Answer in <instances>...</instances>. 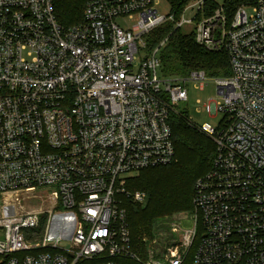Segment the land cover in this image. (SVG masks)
<instances>
[{
    "label": "built area",
    "instance_id": "obj_1",
    "mask_svg": "<svg viewBox=\"0 0 264 264\" xmlns=\"http://www.w3.org/2000/svg\"><path fill=\"white\" fill-rule=\"evenodd\" d=\"M192 1L176 19L158 0H86L84 21L64 28L53 0H0V256L36 252L6 264H264V0ZM166 23L193 25L231 76L160 78L170 36L145 39ZM190 82L215 84L205 108L223 122L199 127L216 156L192 226L171 224L177 240L158 259L157 240L134 248L122 198L147 194L125 177L175 161L170 119Z\"/></svg>",
    "mask_w": 264,
    "mask_h": 264
},
{
    "label": "trees",
    "instance_id": "obj_2",
    "mask_svg": "<svg viewBox=\"0 0 264 264\" xmlns=\"http://www.w3.org/2000/svg\"><path fill=\"white\" fill-rule=\"evenodd\" d=\"M167 1L171 7V14L176 19L181 17L191 2V0ZM257 1L234 0L232 5L255 4ZM53 3L57 21L62 27L70 28L84 21L86 0H53ZM173 28L172 23H166L150 35V47L152 48L170 36L168 45L161 53V71L165 76L186 77L194 71H204L210 77L231 76L229 58L226 52H209L197 43L195 32L185 35L181 30H174ZM170 123L179 163L144 170L140 176L128 180L126 188L130 192L140 191L147 194L148 203L146 207L135 204L130 199L122 198V208L127 212L133 245L138 240H142L143 231L148 228L151 229L156 220L169 215L173 216L182 211L194 214L195 184L200 177L210 171L216 156L217 147L214 141H209L202 133L187 125L183 118L173 114ZM203 142H205L204 146ZM199 145H202L199 152L202 154L195 162L191 163V155L198 153L197 146ZM170 200L179 202L184 209L173 208V203L170 205ZM44 251L53 252V250L39 252ZM35 253L27 252L9 255L8 257L0 256V264H6L11 257H24ZM79 264H93V262H79Z\"/></svg>",
    "mask_w": 264,
    "mask_h": 264
},
{
    "label": "rangeland",
    "instance_id": "obj_3",
    "mask_svg": "<svg viewBox=\"0 0 264 264\" xmlns=\"http://www.w3.org/2000/svg\"><path fill=\"white\" fill-rule=\"evenodd\" d=\"M196 0H193L192 3H194ZM243 4V3H241ZM158 12L163 16H169L171 13V7L167 0H158V4L156 6ZM251 11V8L249 9ZM196 9H188L186 10L184 17L188 20H193L195 16ZM182 33L185 35L192 34L193 32V25H186L182 28ZM145 41L150 46V38H146ZM140 46L142 47V43H140ZM142 51L144 53L148 52V48H142ZM162 72L159 73V77H162ZM188 90H189V101L181 103L178 107L175 108L172 115H177L180 118H183L185 123L187 125L191 126L189 120L192 121L197 127L195 130L202 133L209 141L213 142V138L209 136L208 134L204 133L199 127H201L203 124L207 123L210 124L212 127L218 129L222 122H223V115H218L217 117H212L209 112L206 111L205 105L210 100H215L217 98V91L216 86L213 82L209 83L208 86L201 88L199 86V89H196L194 87V83L190 82L188 84ZM197 101H200L201 104L197 103ZM190 129H192L190 127ZM194 130V129H192ZM203 142V146H204ZM200 148H202V145L197 146L198 153L192 154V160L191 163L195 162L198 157L202 154L200 152ZM179 163V157L176 155V159L173 162V164ZM140 176V174H132L129 176H126L125 179L128 181L130 179L136 178ZM148 201L146 200L145 203L140 204V206L146 207ZM173 203V204H172ZM172 204L173 208L177 209H184L182 205L179 202H173L170 200V205ZM193 217V213L191 212H178L176 214L166 216L165 218H161L155 221L154 225H152L151 229H146V231H143V237L142 240H138L137 243H135V248L139 250V252L142 253V251L145 249V245H142L144 243L143 239H147L148 241L157 240L159 242L158 245H156V251H157V258L162 259L163 258V246H170L171 243L175 242L177 240V236L171 232L172 225L177 222H182L185 228H190L192 226L191 219ZM45 219H42V230L38 232L33 231H26L24 232L28 240H32L36 236H43V229L45 228ZM59 220V219H58ZM56 220V223L58 222ZM172 224V225H171ZM140 238V237H139ZM67 245L66 243H64ZM68 246V245H67Z\"/></svg>",
    "mask_w": 264,
    "mask_h": 264
},
{
    "label": "bare ground",
    "instance_id": "obj_4",
    "mask_svg": "<svg viewBox=\"0 0 264 264\" xmlns=\"http://www.w3.org/2000/svg\"><path fill=\"white\" fill-rule=\"evenodd\" d=\"M59 224V223H58Z\"/></svg>",
    "mask_w": 264,
    "mask_h": 264
}]
</instances>
